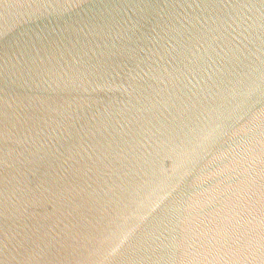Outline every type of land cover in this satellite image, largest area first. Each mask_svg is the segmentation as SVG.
<instances>
[{"label":"water","instance_id":"95a60500","mask_svg":"<svg viewBox=\"0 0 264 264\" xmlns=\"http://www.w3.org/2000/svg\"><path fill=\"white\" fill-rule=\"evenodd\" d=\"M0 264H264V0H0Z\"/></svg>","mask_w":264,"mask_h":264}]
</instances>
